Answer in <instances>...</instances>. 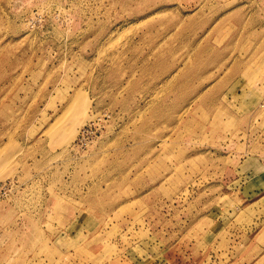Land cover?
<instances>
[{
    "label": "rangeland",
    "instance_id": "374dc122",
    "mask_svg": "<svg viewBox=\"0 0 264 264\" xmlns=\"http://www.w3.org/2000/svg\"><path fill=\"white\" fill-rule=\"evenodd\" d=\"M262 147L264 0H0V264H264Z\"/></svg>",
    "mask_w": 264,
    "mask_h": 264
},
{
    "label": "crops",
    "instance_id": "0c3cea01",
    "mask_svg": "<svg viewBox=\"0 0 264 264\" xmlns=\"http://www.w3.org/2000/svg\"><path fill=\"white\" fill-rule=\"evenodd\" d=\"M249 159L246 166L250 168L246 172L248 174H251L253 176L254 180V187H257L258 184L261 182L264 183V148H259V150H256L251 154V157L247 156ZM247 161V160H246ZM239 171V170H237ZM253 174V175H252ZM207 216V215H206ZM219 216L216 214V217H214V222L218 221ZM255 216H253V222H254ZM250 227L236 225L232 229V234L234 236V243L235 244H241L240 242L243 241V238L245 236H248V232L250 231ZM264 234L263 228L254 236L252 237L248 242V251H254V255L259 252H264V243L259 241V238L262 237ZM253 255V256H254ZM259 258V255L257 256V259ZM256 260V257L254 258Z\"/></svg>",
    "mask_w": 264,
    "mask_h": 264
},
{
    "label": "built area",
    "instance_id": "2783aa9c",
    "mask_svg": "<svg viewBox=\"0 0 264 264\" xmlns=\"http://www.w3.org/2000/svg\"><path fill=\"white\" fill-rule=\"evenodd\" d=\"M82 131H83V130H81V132H80L79 134H81ZM3 188H7V185H6L5 183L0 184V189H3Z\"/></svg>",
    "mask_w": 264,
    "mask_h": 264
}]
</instances>
